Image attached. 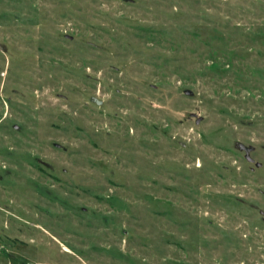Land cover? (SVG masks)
I'll return each mask as SVG.
<instances>
[{
	"label": "rangeland",
	"instance_id": "374dc122",
	"mask_svg": "<svg viewBox=\"0 0 264 264\" xmlns=\"http://www.w3.org/2000/svg\"><path fill=\"white\" fill-rule=\"evenodd\" d=\"M0 264H264V0H0Z\"/></svg>",
	"mask_w": 264,
	"mask_h": 264
},
{
	"label": "water",
	"instance_id": "95a60500",
	"mask_svg": "<svg viewBox=\"0 0 264 264\" xmlns=\"http://www.w3.org/2000/svg\"><path fill=\"white\" fill-rule=\"evenodd\" d=\"M186 93L189 94V95H193V94H194V91L188 89V90H186ZM239 146H240V148L246 150V152H247V158H248L250 161H255V159H254V158L252 157V155H251V152H252V150L254 149L253 146L249 147V146H247V145H245V144H243V143H240ZM257 165H258V166H262V163H261V162H257Z\"/></svg>",
	"mask_w": 264,
	"mask_h": 264
}]
</instances>
